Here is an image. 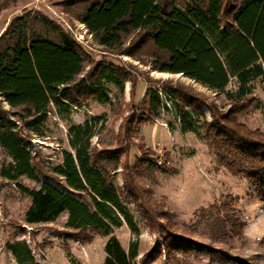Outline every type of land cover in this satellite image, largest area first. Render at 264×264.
<instances>
[{
	"label": "trees",
	"instance_id": "obj_1",
	"mask_svg": "<svg viewBox=\"0 0 264 264\" xmlns=\"http://www.w3.org/2000/svg\"><path fill=\"white\" fill-rule=\"evenodd\" d=\"M79 19L108 51L133 56L136 48L151 43L153 70L183 74L225 94L232 107L220 114L178 85L148 87L146 113L132 119L126 132L169 112L167 102H171L181 131L202 132L220 163L247 177L264 202V135L237 122L239 115L264 107V98L253 96L254 82L264 85V0H92ZM88 64L74 37L50 20L18 16L0 36V147L7 156L0 163V176L31 199L26 224L52 223L67 213L64 227L73 237L89 241L92 233L109 236L103 264H135L139 239L126 248L113 234L124 225L139 233V220L128 199L136 195L132 189H120L114 173L123 151L92 145L98 124H104L102 116L83 123L71 117L74 107L88 105L89 97L111 103V85L123 91L130 75L109 59L96 61L84 74ZM232 82L235 89L228 88ZM51 115L66 122L68 147L61 149L60 162L44 164L33 136L48 135ZM168 125L174 128L173 122ZM145 158L141 164L157 167ZM23 177L39 187L25 185ZM226 220L232 221L235 234L243 232V223ZM160 226L164 243L146 253L145 260H156L163 249L170 259L174 250L193 249L189 239ZM7 250L17 264H41L25 239L9 241ZM212 256H221L222 264H249L220 249H213Z\"/></svg>",
	"mask_w": 264,
	"mask_h": 264
},
{
	"label": "rangeland",
	"instance_id": "obj_2",
	"mask_svg": "<svg viewBox=\"0 0 264 264\" xmlns=\"http://www.w3.org/2000/svg\"><path fill=\"white\" fill-rule=\"evenodd\" d=\"M72 1L75 2L71 4ZM91 1L0 0V36L18 16L50 20L69 32L84 49L89 63L84 74L96 61L103 59L113 61L129 73L130 80L125 82L123 91L111 85V103H99L89 97L87 106L74 107L71 112L76 123L102 116L104 124L102 127L98 124L92 145L98 150L123 151L114 173L120 189H132L136 195L128 199L139 220V233L124 225L113 234L126 248L132 240L139 239L140 255L135 264H222L221 256L213 258V249L224 250L249 264H264V202L258 191L247 177L234 174L220 163L216 149L210 146L202 132L181 131L171 102H167L169 112L163 111L160 117L145 120L141 126L137 124V131L126 132L132 119L142 118L140 116L146 113L144 99L148 87L178 85L215 107L220 114L228 113L232 104L225 94H218L183 74L153 70L150 61L155 49L151 43L136 48L133 56L112 53L100 46L79 19ZM132 38L135 34L127 39L124 49ZM253 85V96L263 99V83L257 80ZM228 88L235 89V83ZM161 97L166 103L162 94ZM203 110L211 122L209 109ZM50 117L48 135L44 138L33 136V145L41 151L44 164L60 162L61 149L68 147L66 122L56 115ZM168 122H173L174 128H170ZM237 122L264 135V107L239 115ZM145 157L155 161L157 167L148 169L141 164ZM6 159L0 147V163ZM22 182L39 187L27 177H23ZM30 204L29 197L0 176V264H17L7 250V243L18 239L27 240L36 261L41 264H103L104 246L109 236L92 233L89 241L73 237L64 227L67 213L52 223L28 225L25 213ZM229 217L244 224L242 233L235 234L232 221H224ZM160 225L189 239L193 249L174 250L171 259L166 258L163 249L156 260H145L146 253L164 243Z\"/></svg>",
	"mask_w": 264,
	"mask_h": 264
}]
</instances>
